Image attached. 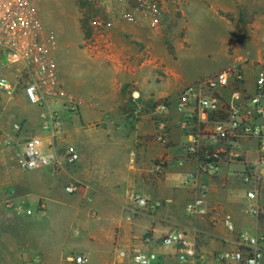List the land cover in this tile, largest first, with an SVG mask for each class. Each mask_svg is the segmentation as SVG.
I'll return each instance as SVG.
<instances>
[{
    "label": "crops",
    "instance_id": "1",
    "mask_svg": "<svg viewBox=\"0 0 264 264\" xmlns=\"http://www.w3.org/2000/svg\"><path fill=\"white\" fill-rule=\"evenodd\" d=\"M181 14L183 43L192 34L198 43L234 51L235 45L264 36V0H184ZM37 22L32 50L43 52L48 62L41 104H30L21 88L0 91V132L10 141L0 143V264H76L73 258L80 255L84 264H108L117 248L132 245L156 252L155 264H236L215 255L235 249L239 233L264 238L258 221L264 197H246L242 163L221 161L215 174L197 173L198 163L186 153L194 129L176 105L180 91L201 77L179 75L158 55L135 53L112 31L98 38L80 33L52 49ZM262 50L258 61L264 59ZM18 70L19 65L0 68V75L13 81ZM246 77L244 71L245 88L252 93L254 81ZM48 113H57L61 122L54 138L42 127ZM28 140L58 157L72 146L78 160L56 171L25 170L21 161ZM240 151L254 160V143L240 145ZM187 174L195 178L183 183ZM70 184L76 191L66 195ZM201 186L206 187L203 207L189 212L186 206ZM137 197L145 205L136 203ZM16 205L31 215L16 213ZM170 232L194 244L193 258L182 261L174 247L161 245ZM70 236L78 239L69 244Z\"/></svg>",
    "mask_w": 264,
    "mask_h": 264
},
{
    "label": "built area",
    "instance_id": "2",
    "mask_svg": "<svg viewBox=\"0 0 264 264\" xmlns=\"http://www.w3.org/2000/svg\"><path fill=\"white\" fill-rule=\"evenodd\" d=\"M32 0H0V68L19 65L13 81L0 75V91L13 93L21 88L32 105H40L42 96L40 85L46 73L48 62L45 54L34 53L32 47L38 35V22L31 6ZM34 56V63L30 62ZM245 59H239L226 70L204 78H200L183 88L178 95L176 109L181 112L186 124L194 129L193 139L186 148L198 163V171L215 174L221 161H239L243 165L240 179L247 187L246 197L251 201H259L264 194V59L254 66V91L248 92L244 85L243 65ZM163 109V107H162ZM43 129L54 138L61 131V122L57 113L43 116ZM254 143V160L244 159L240 145ZM0 143L10 145L0 132ZM249 150L250 148L247 147ZM244 150V149H242ZM78 160L74 147L67 146L61 157L43 153L35 140H28L22 151L21 166L25 170L48 168L56 171L73 165ZM187 174L183 183L193 180ZM76 185L64 187L67 194L76 191ZM197 199L190 201L186 208L197 213L203 207L206 187L201 186ZM135 202L145 205V200L137 197ZM18 214L31 215L32 211L22 205L13 207ZM37 211H41L37 209ZM252 212L257 213L253 210ZM231 229L232 226L228 225ZM238 245L233 250H225L215 255L220 262L236 264L264 263V238L239 233ZM149 244L148 238L144 239ZM163 246L174 247L182 261L193 258L196 254L194 244L183 234L170 232L160 241ZM115 261L108 264H155L157 254L144 246L132 245L128 249L117 248ZM76 264H84L85 257L73 258Z\"/></svg>",
    "mask_w": 264,
    "mask_h": 264
},
{
    "label": "rangeland",
    "instance_id": "3",
    "mask_svg": "<svg viewBox=\"0 0 264 264\" xmlns=\"http://www.w3.org/2000/svg\"><path fill=\"white\" fill-rule=\"evenodd\" d=\"M183 2L184 0H32L31 6L36 20L45 29V36L50 39L52 49H56L57 43H67L68 39H73L80 33L85 37L98 38L106 31H112L131 43L135 53H141L143 57L158 55L165 63L170 60L169 63L174 64L179 75L192 73L198 78L212 76L238 63L239 59L236 57L244 56L247 58L243 65L245 75L247 73L246 79L254 81L253 64L261 58L257 51L260 47L264 49V36L235 45L234 51L232 48L226 50L220 44L198 43L192 34L183 43ZM117 30L120 33L116 34ZM121 31H125V34ZM179 43L183 46H179ZM252 144L250 142L246 145ZM76 239L78 236L68 237L69 244Z\"/></svg>",
    "mask_w": 264,
    "mask_h": 264
},
{
    "label": "trees",
    "instance_id": "4",
    "mask_svg": "<svg viewBox=\"0 0 264 264\" xmlns=\"http://www.w3.org/2000/svg\"><path fill=\"white\" fill-rule=\"evenodd\" d=\"M130 4L133 5L132 2H131ZM133 6H134V5H133ZM258 221H259L261 224H264V215H262V214H258Z\"/></svg>",
    "mask_w": 264,
    "mask_h": 264
}]
</instances>
